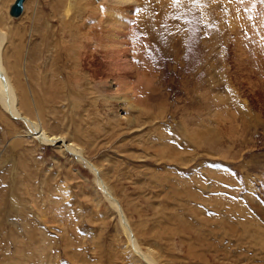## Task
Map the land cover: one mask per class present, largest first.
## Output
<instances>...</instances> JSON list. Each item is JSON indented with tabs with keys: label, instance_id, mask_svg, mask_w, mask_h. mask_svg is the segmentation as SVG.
<instances>
[{
	"label": "rangeland",
	"instance_id": "1",
	"mask_svg": "<svg viewBox=\"0 0 264 264\" xmlns=\"http://www.w3.org/2000/svg\"><path fill=\"white\" fill-rule=\"evenodd\" d=\"M12 2L0 0L3 53L31 67L27 113L109 169L141 247L163 264H264V0H139V46L127 35L111 52L96 33L77 71L57 1L24 0L17 17ZM153 16L156 52L141 49ZM25 124L0 108V264H143L90 168Z\"/></svg>",
	"mask_w": 264,
	"mask_h": 264
},
{
	"label": "bare ground",
	"instance_id": "2",
	"mask_svg": "<svg viewBox=\"0 0 264 264\" xmlns=\"http://www.w3.org/2000/svg\"><path fill=\"white\" fill-rule=\"evenodd\" d=\"M54 1H57L54 4L57 7H60L62 9L61 13L63 14V16L65 18L66 17L68 18L67 20L64 19L63 22L62 20L60 21L63 23V26L60 25V28L62 27L61 28L62 30H66L68 32L67 36H69V38L73 42V45L71 46L74 48L70 47L69 51H71V58H72L71 65L75 70L78 68L81 69V66H82L83 59L80 56V54H81V49L83 47L82 45L84 44L83 40H85V44H86V42L88 41V39L91 38V36L95 37L96 33H100L98 36L99 37L101 36V39L102 37L108 39V42L105 43V46L108 47L107 50L111 49V52H112L113 49H116V48L118 49L119 47L125 46L124 44H127L126 37H125L127 35H129V37L127 36L129 38L128 39L129 42L131 39L134 40V42L136 41V38H135L136 32L134 30V26H130V24L132 23L130 20L131 12L133 11L132 13H135V18L137 20L136 22H140L142 19H144V16L149 15L147 13L140 12L143 10V7H142L143 5H141L142 3H140L139 0H54ZM155 1L156 3L154 7L157 10L161 9V7L162 9L164 8L163 0H155ZM151 2H154V1H151ZM147 10L146 12L149 11ZM176 16L180 17V14ZM77 17H80L82 19L81 23H79L80 18H77ZM88 20L89 21L91 20V23L88 24L87 22ZM146 20L147 21H144L143 23L148 24V27L150 28V35L146 36L145 38H147L150 41V37H153L157 34L154 37L155 39L151 40L154 42L155 45L152 43H150V45H147L148 43H144L142 46V43H141L142 48L141 47L140 48L142 50H146V51L152 50V52H156L162 46L163 33H164L163 23L157 20L154 16L152 19L148 18ZM40 23L41 22H37V25H39ZM92 27L95 28L96 30H94ZM61 29H60V33H62ZM1 34H2V29L0 28V108L4 110L11 118H15V119L19 118L23 120L27 124L26 131L29 134L27 135L31 136V138L39 139L40 140L39 142L41 143L54 144L55 146L57 145L61 153L70 152L74 155H77L78 158L82 159L83 160L82 163H84L85 166L89 167L91 172L93 173L94 179L96 180V183L99 189L101 190L102 196L108 200L110 204L109 206L112 207L114 210H116L119 216L118 219L121 224L122 231L127 237V242L129 244L128 246L131 248L132 253L134 254L135 258L143 264H163L161 263V261L157 259L156 253L153 252L150 247H147V246L141 247L140 243L137 242L138 238L135 237L131 224L129 223V219L120 204L119 198H117L115 194L114 186H112L109 182L111 181L109 177V175H111L109 173L110 172L109 169L105 167L103 164L96 165L95 163L90 161L86 156H84L83 147H81L78 143H76L72 139L68 140L63 135L49 133L43 127L44 123L41 120L39 115L37 116L36 113H34L35 115L33 116V114L31 113H27V111L28 110L30 111V109L32 108V105H35V102H36L34 99L35 95L34 93H32L31 88H30V86L32 85V82H33L32 79L34 78V76L31 72V67L29 65H26V67H22L21 69L18 68V63H13L12 65L7 66L6 55L3 53L4 46H3V38L1 37ZM94 34L95 36H93ZM121 37L124 40L121 39ZM136 44L137 43L135 42V45ZM130 45L131 44L126 45L127 47H125L124 51H126L127 49L129 50L135 49L134 44H133L134 47ZM82 53H83V49H82ZM25 75L29 76L28 83H24L23 81ZM25 79H28V78L26 77ZM45 79L46 77H43L44 83L43 82L42 83L43 85L47 86V89H46L47 92L50 93L51 96H56L55 94L57 93V91L55 92L54 87L50 86L52 84H48L47 81H45ZM73 81L77 86H79L78 83L80 82V79H77L76 75ZM85 81L86 83H89L88 77H86ZM71 84L72 83H70V85ZM88 87L90 86H87V88ZM121 98L125 99L126 97L124 96ZM73 100H77V99H75L74 97ZM136 105L133 106V103H130L128 104V107L134 108L136 107ZM138 110L142 111V109H138ZM124 118L126 119V121L135 122V123L136 121L138 122L137 117L136 118L134 117L133 119H129L128 117L125 116ZM17 136L18 135H13V138L10 140L15 145L17 143H20L18 142L19 139H17ZM4 146L5 145H3L2 147ZM159 153H160L159 155L163 157L165 155V150Z\"/></svg>",
	"mask_w": 264,
	"mask_h": 264
},
{
	"label": "water",
	"instance_id": "3",
	"mask_svg": "<svg viewBox=\"0 0 264 264\" xmlns=\"http://www.w3.org/2000/svg\"><path fill=\"white\" fill-rule=\"evenodd\" d=\"M23 2L24 0H13L9 7V15L12 17L19 16L23 10Z\"/></svg>",
	"mask_w": 264,
	"mask_h": 264
},
{
	"label": "snow or ice",
	"instance_id": "4",
	"mask_svg": "<svg viewBox=\"0 0 264 264\" xmlns=\"http://www.w3.org/2000/svg\"><path fill=\"white\" fill-rule=\"evenodd\" d=\"M174 2H179V0H174ZM193 2H196V0H193ZM243 2V0H241Z\"/></svg>",
	"mask_w": 264,
	"mask_h": 264
}]
</instances>
